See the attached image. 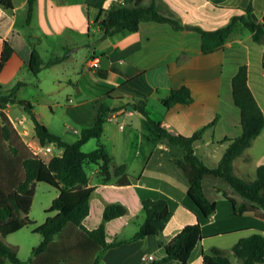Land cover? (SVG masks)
Wrapping results in <instances>:
<instances>
[{"label":"crops","instance_id":"crops-1","mask_svg":"<svg viewBox=\"0 0 264 264\" xmlns=\"http://www.w3.org/2000/svg\"><path fill=\"white\" fill-rule=\"evenodd\" d=\"M134 1L35 0L29 23L28 0H12L11 8L0 3V94L22 81L14 95L15 102L3 105L2 111L26 143L39 141L33 120L19 100L32 104V111L51 133L74 142L84 129L95 124L103 106L107 117L101 136L90 138L82 149L84 146V151L89 152L102 143L111 157L113 176L104 181L99 165L86 164L88 185L94 190L82 224L88 230L97 228L108 203H120L127 208L125 214L106 222L105 240L120 241L119 244L99 251L100 247L83 229L67 224L45 250L34 255L32 250L43 236L33 228L48 215L39 221V217L31 215V205L29 216L35 224L22 228L27 230L21 241L9 240L18 246L22 260L31 258L33 264H178L175 259L162 261L167 255L165 244L185 225L199 220L203 237L193 248L188 264H204V254L213 247L223 250L234 264L233 245L253 231L264 234V209L250 203L252 212L236 214L224 192L239 202L242 198L215 175L203 179L206 195L216 202L215 213L206 218L188 193L189 167L177 162L184 156L183 147L159 137L148 118L129 105L140 103L162 125L184 137L204 127L194 149L208 166L216 167L230 139L242 132L241 111L234 101L232 86L241 65L248 67V85L264 113V45L238 25L221 47L203 51L199 31L175 28L169 22L157 20H143L137 30L103 37V29L96 21L101 19L100 8ZM152 2L162 14L174 15L184 25L204 30L217 29L235 15L245 14L250 2L264 22V0H142L144 5ZM33 44L44 61L38 74L30 69ZM58 57L59 61L47 63ZM93 57L99 59L98 66L90 65ZM181 87L188 88L191 99L166 106L164 100L172 90ZM58 108L65 128L57 125ZM113 114L115 117L108 119ZM121 123L125 125L123 129ZM27 136L31 138L28 141ZM62 152L59 148L57 154ZM247 155L250 159L245 158ZM262 164L264 129L245 153L234 160L233 167L238 176L252 180ZM120 165L125 166L129 183H119L121 175L114 174ZM36 187L37 184L32 203ZM58 193H54L51 204ZM161 197L167 199L172 211L162 233L131 240L145 220L142 200ZM56 213L52 211L50 215ZM99 253L101 257L95 262ZM144 254L153 258L144 260Z\"/></svg>","mask_w":264,"mask_h":264},{"label":"trees","instance_id":"trees-1","mask_svg":"<svg viewBox=\"0 0 264 264\" xmlns=\"http://www.w3.org/2000/svg\"><path fill=\"white\" fill-rule=\"evenodd\" d=\"M5 7L13 6L12 0H0ZM35 0H28L27 19L29 23ZM254 12L250 4L243 15H235L231 21L214 30H204L200 27L184 25L180 18L174 15L162 14L156 4H142V0L134 3H114L109 8H100V17L97 22L103 29V37L112 36L123 30H137L143 20H157L171 23L175 28H192L200 32L202 36V50L211 51L221 47L226 38L238 25L249 30L253 39L264 45V22L255 21L251 14ZM7 47V44H6ZM5 51V50H4ZM3 57L5 58V52ZM61 57L47 62L52 64ZM43 59L33 44L30 59V69L38 74L43 66ZM22 81H19L6 93L0 94V264L10 261L12 264H33L32 259L22 260L18 255V246L6 241L5 237L20 230L27 225H34L35 220L29 216L34 196L35 184L39 181L46 182L57 188L59 193L53 199L47 212L57 211L55 215H48L46 220L33 228V231L42 234L41 243L34 247L32 254H38L45 250L52 242L54 236L67 224L79 226L93 240L94 245L102 251L115 246L120 241L108 243L105 240L106 222L116 216L127 212L126 206L120 203H108L105 206L100 225L93 229H86L82 221L89 213L90 197L94 188L89 186V174L86 164L99 165L100 174L104 181H109L113 173L110 169L111 157L102 143L89 152L82 149V145L90 138L99 139L103 129V123L107 117V110L100 107L95 124L81 132V136L74 142L62 140L51 133L48 127L42 123L32 111V104L26 100L18 103L29 113L34 123L35 135L41 145L55 143L63 149L62 154H54L48 160L34 154L29 145L24 141L13 123L9 120L3 105L15 102L14 95ZM233 97L240 107L242 132L230 139L216 167L208 166L195 152L194 142L201 137L204 127L196 130L191 136L184 137L169 130L166 126L151 116L140 103L129 105L145 115L159 137H166L170 142L178 144L184 149V156L177 160L179 164L189 167L186 172L189 182L188 193L197 208L206 218H210L216 211V202L210 199L203 188V179L207 175H215L224 179L229 186L237 192L242 201L239 202L224 194L231 200L236 214L252 212L250 203H254L264 209V164L256 169V176L252 180L244 179L234 172L233 162L245 153L254 139L264 129V113L260 108L254 94L248 85V67L241 65L232 80ZM191 99L187 87L172 90L169 98L164 100L166 106L175 102H188ZM246 159H250L247 155ZM114 174L121 175L119 183H129V174L125 166H117ZM145 220L131 240H137L147 235H160L172 216L168 209L166 198H145L142 200ZM200 221L185 225L166 244V257L162 261L175 259L178 264H188L190 254L196 244L202 239ZM233 253L242 260L243 264H255L264 262V234L261 231H253L247 236L241 237L232 247ZM99 253L95 262L99 260ZM204 264H233L228 255L220 248L213 247L210 253H205Z\"/></svg>","mask_w":264,"mask_h":264},{"label":"rangeland","instance_id":"rangeland-1","mask_svg":"<svg viewBox=\"0 0 264 264\" xmlns=\"http://www.w3.org/2000/svg\"><path fill=\"white\" fill-rule=\"evenodd\" d=\"M59 112H60V109L58 108L57 113ZM60 117H61V113L58 114V118L57 117L55 118L57 120V125L59 127L65 128L64 123H62V120H59ZM73 126L75 125H72V127ZM27 137H28L26 138L27 141L31 139L29 138V136ZM83 150H84V146H83ZM36 184H37V187H36L34 202L32 203L31 215L35 217H39V221H40V219H42L44 215L46 214L50 215L52 213V212L51 213L47 212L46 209L51 204V199L54 193H56L58 189L43 181H39ZM26 230L27 229L21 228V230L16 231L15 233L13 232V234H11L9 237H7L8 236L7 235L5 239L8 242H10L9 240H13V239L16 241H21L25 237L24 234H26ZM231 258L233 259L234 264H243L242 260L239 259L238 257L231 255Z\"/></svg>","mask_w":264,"mask_h":264},{"label":"built area","instance_id":"built-area-1","mask_svg":"<svg viewBox=\"0 0 264 264\" xmlns=\"http://www.w3.org/2000/svg\"><path fill=\"white\" fill-rule=\"evenodd\" d=\"M90 65L91 66H98L99 65V59L97 57H93L91 58L90 60ZM115 117V115H111L110 117H108V119L112 120L113 118ZM124 124L121 123L120 124V128L123 129L124 128ZM24 131H25V134H28V132L25 130V127H24ZM74 131L76 133H78L79 131L77 129H74ZM27 144L29 145V147L31 148L32 152L38 156H40L41 158L45 157V156H52L54 154H57V145L55 143H48L46 145H41L40 143H34L32 140H29L27 142ZM142 258L144 260H149V259H152L153 256L150 255V254H144L142 256Z\"/></svg>","mask_w":264,"mask_h":264},{"label":"water","instance_id":"water-1","mask_svg":"<svg viewBox=\"0 0 264 264\" xmlns=\"http://www.w3.org/2000/svg\"><path fill=\"white\" fill-rule=\"evenodd\" d=\"M251 16L255 21L259 20L258 15L255 12H252ZM56 150L59 151V148H56Z\"/></svg>","mask_w":264,"mask_h":264}]
</instances>
